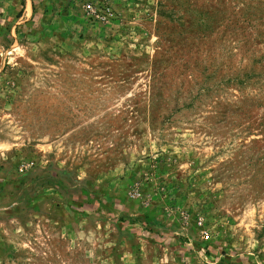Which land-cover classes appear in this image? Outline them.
<instances>
[{
	"label": "rangeland",
	"instance_id": "374dc122",
	"mask_svg": "<svg viewBox=\"0 0 264 264\" xmlns=\"http://www.w3.org/2000/svg\"><path fill=\"white\" fill-rule=\"evenodd\" d=\"M0 264H264V0H0Z\"/></svg>",
	"mask_w": 264,
	"mask_h": 264
}]
</instances>
